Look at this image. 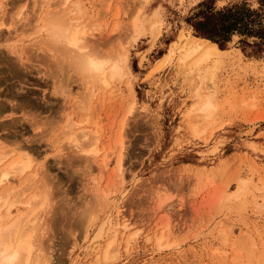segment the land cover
Segmentation results:
<instances>
[{
  "label": "rangeland",
  "instance_id": "374dc122",
  "mask_svg": "<svg viewBox=\"0 0 264 264\" xmlns=\"http://www.w3.org/2000/svg\"><path fill=\"white\" fill-rule=\"evenodd\" d=\"M42 1L10 0L0 10V23L7 24L0 26V143L4 149L30 153L36 162L43 160L41 177L52 193L44 240L51 264H91L94 233H85L83 220L96 204L100 177V194L110 191L115 199L111 211L114 216L120 211L121 222L131 227L126 234L140 235L126 251L127 235L120 222L113 246L120 248L114 258L99 264H233V240L222 241L216 222L224 221L223 227L232 228L235 237L255 232V225L264 230V41L257 44L256 37L235 33L225 48L218 45L225 52L214 69L211 90H203L215 110L197 122L199 135H193L185 115L196 102L198 77L190 72V64L181 62L177 48L161 65L183 31L191 28L198 36L190 18L204 8L201 3L218 9L246 2L256 9L258 0H73L81 2L83 11L73 16L99 25L87 40L105 50L128 51V77L94 98V123L88 124L100 128L95 122L100 115L101 144L109 148L107 168L102 156L86 164L84 154L63 137L61 145H52L65 116L78 111L73 102L83 90L73 75L67 79L66 69L60 70L57 56L47 52L46 45H37L35 25ZM136 18L145 25L138 35L132 26ZM159 19L162 25L152 32ZM14 47L24 49L21 56L10 51ZM61 84L74 93L64 114L65 96L57 92ZM249 99L258 106H245L242 101ZM133 100L137 109L125 128L127 179L120 182L113 176L118 151L110 148ZM78 117L80 113L74 120ZM244 180L246 188L236 192Z\"/></svg>",
  "mask_w": 264,
  "mask_h": 264
},
{
  "label": "bare ground",
  "instance_id": "6f19581e",
  "mask_svg": "<svg viewBox=\"0 0 264 264\" xmlns=\"http://www.w3.org/2000/svg\"><path fill=\"white\" fill-rule=\"evenodd\" d=\"M9 2L10 0L2 2L0 10H4ZM81 8L80 1L43 0L40 6V22L37 26L35 25L38 29L37 41L39 44L37 45H40L38 47L42 48L46 45L47 52L57 56L54 58L58 60L60 70L66 69L67 79L73 75L79 82L80 89L83 90L82 92L80 90V98L75 97L76 100L73 102L78 111H75L74 115L70 113L69 116L68 114L65 116L67 120L61 126L62 129L56 135L52 145H61L64 142L61 139L63 137L70 148L72 147L77 153L84 154L82 157L86 164L91 163V160L94 161L98 156H102L103 167L107 168L109 148L107 146L106 149L101 144L103 127L98 121L101 119L99 114V119H96L95 122L100 124L95 123V125H100L101 129L97 127L98 125L95 130L88 127L89 123L91 126L94 123V119L91 122V118H94L92 103L94 98L99 97L100 94L103 95L114 81L121 80L123 76L130 73L129 56L128 51L123 52V48V51L120 48L117 49L118 47L116 49L114 47L113 51L105 50L100 43L94 44L91 40H87L89 36L95 35L94 31L99 30V25L91 24V21H82V18L72 15L76 11L82 13ZM23 15L22 11L19 18L21 19ZM162 23L161 19L154 23L151 28L152 32L158 29ZM0 24L2 27L7 25L6 22ZM115 26L113 30H116L118 25ZM132 26L135 35L145 29L144 23L139 18L133 21ZM106 39L108 42L110 36ZM170 48L169 52L163 55L161 67L164 65V61L173 57L172 54L177 48L180 51L178 53L181 62L190 64V72L198 77L193 95L196 102L191 105L192 107L185 115L191 123L189 126L192 128L193 135H199L202 130L199 129L197 122L210 118L215 110L212 97L203 94V90H211L216 73L214 69L218 66L219 57L225 50L207 38L193 35L191 28L185 33L183 31L180 40L172 42ZM10 51L20 55L24 49L14 47ZM68 87V84H61L57 88L58 94L65 96L63 114L66 113L67 104L74 100L72 99L74 97L73 90ZM131 91L133 93V90ZM242 102L251 108L258 106L256 100L253 99ZM130 104L117 132L115 147L110 148V150L117 148L116 151H118L113 176L117 177L120 182L127 179V171L123 164L126 153L125 128L129 116L132 115L134 109H137L134 100ZM77 113H80V117L74 120ZM57 125L59 126V124ZM42 161L36 162V159L26 151L16 152L12 148L4 149L0 143V264H51L52 255L48 253V247L44 245V240L48 232L46 216L51 208L52 193L44 178L41 177L44 170ZM101 178L98 179L99 183L94 196L96 204L92 210L86 213L83 220L85 233H94V241L89 249V253L92 254L91 264H99L114 258V252L116 253L120 248L119 246L113 247L119 235L117 226L121 222L120 211L117 216H114L111 211V204L112 206L115 204V199L109 190H104V194H100ZM246 183L247 180L242 181L240 190L236 192L243 191L247 186ZM123 187L121 186L119 192H122ZM261 206L264 207V198ZM121 223L124 225V234L127 235L126 238L123 235L125 248L126 251H130L137 244L140 232L126 234V231H130L131 227L126 222ZM223 224L224 221H220L216 222L215 226L218 228L217 232L221 234L219 235L222 237V241H225L224 243H227L228 239L233 240V242L231 241L232 248H235L233 264H264V230L255 225V232L242 231L239 237H235L233 229L229 227L226 229ZM257 237L262 240L259 241ZM150 239L149 237L148 240ZM163 239L164 235L162 234L157 238L159 243Z\"/></svg>",
  "mask_w": 264,
  "mask_h": 264
},
{
  "label": "trees",
  "instance_id": "16d2710c",
  "mask_svg": "<svg viewBox=\"0 0 264 264\" xmlns=\"http://www.w3.org/2000/svg\"><path fill=\"white\" fill-rule=\"evenodd\" d=\"M190 18L194 33L216 42L220 47L237 33L246 37H256L257 44L264 41V0H258V8H251L246 2L224 5L216 9L204 5Z\"/></svg>",
  "mask_w": 264,
  "mask_h": 264
}]
</instances>
